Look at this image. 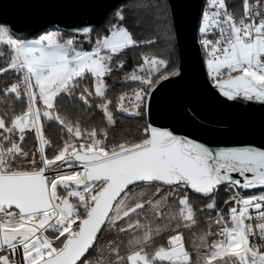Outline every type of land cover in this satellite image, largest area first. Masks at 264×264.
<instances>
[{"label": "snow or ice", "instance_id": "obj_1", "mask_svg": "<svg viewBox=\"0 0 264 264\" xmlns=\"http://www.w3.org/2000/svg\"><path fill=\"white\" fill-rule=\"evenodd\" d=\"M206 3L198 30L213 86L228 100L242 96L264 102V10L259 0L252 5L243 0V16L228 11L226 0ZM148 7H153L151 0ZM117 15L120 21L125 19L122 13ZM92 32L84 26L67 39L59 31H47L28 40L14 38L11 29L0 24V57L4 47L10 52V62L0 73L11 69L20 74L0 91L14 94L17 101L26 99V108L19 114H0V264H125L115 240L101 241L105 232L131 234L128 264H264V243L250 242V237L264 242V192L230 195L225 201L233 205L228 218L217 211L214 223L219 231L199 237L195 261L179 231L197 223L188 189L208 197L221 185L264 188V148L213 149L151 123L144 126L138 142L109 145L107 130L82 129L79 121L73 123L61 114L58 100L62 97L88 107L94 97L101 98L96 107L107 126L114 127L104 80L113 71L114 57L140 43L156 42H138L126 27L113 25L110 35L97 38L91 50H84L78 36L90 37ZM215 33L216 39L207 38ZM123 65L120 61L117 67ZM138 68L145 74L134 71L125 79L139 81L142 87L121 95L117 110L142 117L157 85L180 73L168 72V61L154 55L143 56ZM89 76L94 92L80 87ZM45 120L66 130L67 139L61 137L59 146L45 137ZM30 132L39 145L32 153L23 147ZM48 148L54 152L51 158ZM181 191L183 195H178ZM169 198L174 203L169 204ZM177 205L179 211H173ZM205 209L216 210L214 196ZM156 219L165 223L155 224ZM169 230L176 232L169 238V247H159L152 255L145 252ZM209 235L219 239L208 245ZM91 250L99 259L88 258Z\"/></svg>", "mask_w": 264, "mask_h": 264}, {"label": "water", "instance_id": "obj_2", "mask_svg": "<svg viewBox=\"0 0 264 264\" xmlns=\"http://www.w3.org/2000/svg\"><path fill=\"white\" fill-rule=\"evenodd\" d=\"M127 1L130 0H0V24L7 25L20 39L31 38L50 27L72 35L84 26L94 32ZM167 1L180 75L157 85L145 107L147 124L167 127L213 149L264 148V102L242 96L228 100L209 79L198 30L205 0ZM232 175L239 178L236 173Z\"/></svg>", "mask_w": 264, "mask_h": 264}, {"label": "trees", "instance_id": "obj_3", "mask_svg": "<svg viewBox=\"0 0 264 264\" xmlns=\"http://www.w3.org/2000/svg\"><path fill=\"white\" fill-rule=\"evenodd\" d=\"M151 3L153 4L152 8L148 7V0H130L124 2L111 12L106 22L96 29L90 37H78L79 46L84 50H91V48L95 46L96 34H103V36L109 35L111 33L112 26L116 25L126 27L133 35V38L138 42L150 40L156 41L152 44L140 43L137 46L126 49L124 52L114 57L111 64L113 71L107 75L104 80L107 85L106 97L108 100L112 101L110 108L113 111L114 119L116 121L115 126H107L103 112L96 107L97 104L103 102L101 98L94 97L91 101L92 107L83 105V103L79 100L75 101L73 104L67 97H62L58 100L61 114H66L73 123L79 121L82 129L91 130L92 128H96L97 131L100 129L107 130V143L109 145L114 143L118 144L124 141L138 142L142 138L140 132L147 124L145 108L143 110L142 117L129 116L117 110V102L121 95H131L134 90L142 87L139 81L126 80L125 77L130 76L134 71L139 75L145 74L138 68V66L143 63V56L154 55L158 58L166 59L168 61V72L175 71L179 65V53L175 42L168 1L151 0ZM227 5L231 12H241L243 9V0H228ZM118 13H122L124 15L125 19L123 21L118 19ZM153 17H156V19H153ZM51 29L58 30L57 28L50 27L45 31ZM58 31L62 32L65 36H73L72 34L61 30ZM3 51L4 56L0 57V68L6 67L7 63L10 62L9 49L4 47ZM120 61H124L123 68L117 67ZM19 75L20 74L11 69L5 73H0V90L5 89L10 86L11 83L16 82L19 79ZM92 85L93 81L89 76L81 82L80 87L81 89L83 87L91 89ZM0 101H3V103H0V114L5 112L9 113V115L19 114L26 108V99L17 101L14 94L6 96L2 91H0ZM43 123L44 135L52 141L53 145L59 146L62 143L61 137L67 139L66 130H62V126H60L57 122H48L45 120ZM38 146L35 134L32 132L28 133L23 144L25 151L32 153ZM46 152L50 158L54 155L51 148L46 149ZM37 159H39L38 153ZM238 190L244 192L241 189ZM166 191H171V189H167ZM187 192L196 213L197 223L190 228L182 227L179 231L183 235V242L186 249L191 253L192 259L195 261L197 258L196 249L201 244L199 237L202 235H200V232L205 234L209 231L212 233L219 231L218 227L214 223L217 211H221L225 218H228V207L230 204H225V201L228 200L230 195H233L236 190L230 189L227 185L220 186L218 191L213 194L216 201V210L213 211L205 209V206L213 199V196L203 197L191 192L189 189ZM178 195H183V192H178ZM168 203H174L173 199L169 198ZM173 211L178 212L179 206L177 205ZM140 219L141 223L146 222L143 216ZM148 220H152L151 215L148 216ZM154 223L162 225L165 221L156 219ZM171 227L175 228V223H173ZM48 234L51 235V233ZM175 234L176 232L171 230L162 233L152 241L150 246L145 248V252L152 255L159 249V247L168 246L170 236ZM130 235V233H124L117 236L114 232H105L100 239L101 241L115 240L119 245L120 255L125 257V264H128L126 257L131 251L128 247ZM215 238L217 239L218 236L209 235L207 238L209 241L208 245H211ZM204 251L205 249H201V254H203ZM105 255L107 256V252H105ZM87 256L92 260L99 259L95 250H91ZM17 258H20L19 255ZM111 259H115V257L113 256ZM228 264H231V261H229Z\"/></svg>", "mask_w": 264, "mask_h": 264}, {"label": "built area", "instance_id": "obj_4", "mask_svg": "<svg viewBox=\"0 0 264 264\" xmlns=\"http://www.w3.org/2000/svg\"><path fill=\"white\" fill-rule=\"evenodd\" d=\"M227 1L228 0H226V4H227ZM257 2V0H249V4L250 5H252V4H255ZM259 5H260V9L261 10H264V0H259ZM227 8H228V5H227ZM228 11H230L231 12V10L228 8ZM237 16H243V14H244V4H243V9H242V11L240 12V11H236V12H234ZM258 22V21H257ZM219 34L218 33H215V34H209L208 35V39H210V40H214V39H216L217 38V36H218ZM203 37L201 36V34L199 33V42L201 41V39H202ZM201 44V43H200ZM201 49H202V53H203V57H204V60H205V63H206V60H207V56L205 55V49L204 48H202V46H201ZM207 67V66H206ZM207 72H208V69H207ZM208 76H209V74H208ZM209 79L211 80V77L209 76ZM211 82H212V80H211ZM213 83V82H212ZM76 170H79V168H77ZM236 191H239L238 189H235ZM243 196H245V197H247V196H251V195H254V194H260V193H262V192H264V190H259V191H244V192H241V191H239ZM233 205L232 204H230L229 205V207H228V209H230V207H232ZM219 212H221V211H219ZM250 242H254V243H256L258 246L259 245H261V243H264V242H262L259 238H255V239H253V238H251L250 237Z\"/></svg>", "mask_w": 264, "mask_h": 264}, {"label": "rangeland", "instance_id": "obj_5", "mask_svg": "<svg viewBox=\"0 0 264 264\" xmlns=\"http://www.w3.org/2000/svg\"><path fill=\"white\" fill-rule=\"evenodd\" d=\"M208 5H207V3H206V0H205V4H204V8H203V11L205 10V8L207 7ZM200 24H201V21H200ZM48 31H58V30H54V29H51V30H48ZM45 32H47V31H43V32H41V33H39V34H37L36 36H33V37H31V38H27L28 40H31V39H34V38H38V36L39 35H41V34H43V33H45ZM60 32V31H59ZM61 33V35H62V37H63V39H67V38H70V36H65L64 34H62V32H60ZM111 34V33H110ZM109 34V35H110ZM99 37H103V34H96V36H95V42H96V40H97V38H99ZM14 38H16V37H14ZM18 39H20V38H18ZM62 42V41H61ZM91 91H93L94 92V87H93V85H92V88L90 89ZM125 103H127V101H125ZM257 191H259V190H257ZM199 234V233H198ZM200 235H203L201 232H200ZM200 235H198V236H200ZM208 238V237H207ZM217 239H219V237L217 238ZM216 238L214 239V240H217ZM213 240V241H214ZM213 241H212V243H213ZM208 239H207V241H206V243L208 244ZM210 244H211V242H210Z\"/></svg>", "mask_w": 264, "mask_h": 264}, {"label": "flooded vegetation", "instance_id": "obj_6", "mask_svg": "<svg viewBox=\"0 0 264 264\" xmlns=\"http://www.w3.org/2000/svg\"><path fill=\"white\" fill-rule=\"evenodd\" d=\"M167 247H169V245L168 246H166L165 248H167ZM186 248V247H185ZM187 250V249H186ZM167 262H164V264H166Z\"/></svg>", "mask_w": 264, "mask_h": 264}]
</instances>
